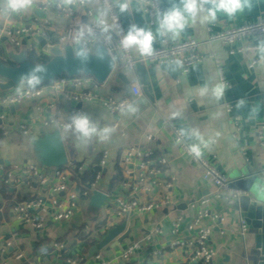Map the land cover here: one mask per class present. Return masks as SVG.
<instances>
[{"label":"crops","instance_id":"obj_1","mask_svg":"<svg viewBox=\"0 0 264 264\" xmlns=\"http://www.w3.org/2000/svg\"><path fill=\"white\" fill-rule=\"evenodd\" d=\"M159 1L166 10L173 7L183 10L182 0ZM85 2L93 12L91 22L108 29L98 0ZM113 4L128 32L131 23L127 10H121V5L125 3L123 0H114ZM129 7L134 25L151 31L153 37L157 38V30L147 26L139 0H130ZM203 7L205 11H198L194 16L185 13L186 24L178 36L168 35L174 41H196L199 53L207 59L187 75H181L173 66L150 64L146 76L152 102L142 94L127 111L109 113L94 103L74 105L67 102L60 94L45 89L44 85L41 97L2 109L4 120L3 131L0 132H4V137L0 140V264H66L68 261L76 264H121L116 261L117 257L129 246L137 244L140 245L139 249L126 264H200L190 260L185 248L186 241L193 237L185 232V226L194 218V212L188 205L210 198L213 188L202 180L199 168L177 150L172 131L164 122L170 121L174 128L182 131L187 144L190 147L197 145L199 151L207 155L227 180L231 174L240 171L253 176L264 172V149L261 146L264 144V53L244 52L230 57L227 48L210 41V38L228 27L244 26L264 19V0H250L242 11L233 16L218 12L212 22L204 19L211 5L205 4ZM81 23L84 24L85 20H81ZM72 26L71 19L58 17L54 11L43 13L41 17L31 6L13 10L9 0H0V61L7 62L10 54L26 52L25 48L12 50L9 39L4 36L5 32L41 29L44 36L20 38L21 42H30L39 50L37 38H43L48 45H52ZM130 49L132 56L138 59L139 51L135 47ZM211 54L216 55L229 84V88L219 95L217 70L212 59L208 58ZM31 59L34 64L49 60L41 52L38 56L32 55ZM250 63H254L252 69L248 68ZM116 75L111 74L101 86L90 78H73L82 80V84L69 90H86L115 99L126 98L129 95L127 85H123ZM131 77L139 83L135 70ZM18 88L27 87L23 84ZM5 94L8 93L0 92V97ZM227 106H231L232 113L239 118L238 130L230 121L225 110ZM77 107H80L79 110ZM72 110L87 116L91 124L96 126L97 133L85 139L80 137L74 127L61 131L68 165L58 171L65 173L66 187L81 194L87 182L76 180L68 169L72 170L75 165L77 168L73 172L85 178L97 168L99 173L93 181L94 190L106 197V203L99 210L97 218L92 220L85 213L89 197L84 199L80 196L77 210L69 221L57 223L47 220L42 229L34 231L16 220L14 208L19 204L42 201L47 211L52 212L61 205L62 196L51 193L49 186H40L31 176L20 173L26 165H36L29 141L33 136L41 137L56 131L53 127L42 128L41 122L64 118ZM156 111L159 115H156ZM19 127L25 128L29 135L24 137ZM104 129L110 131L105 135ZM260 133L263 135L262 140L259 138ZM146 137H150L151 141L147 142ZM130 148L140 156L151 154L154 161L164 159L167 162L166 173L148 177L138 169L140 158L137 157L133 158L131 164H126L125 152ZM43 170L44 176L51 180L53 170ZM170 178L174 182L166 191L162 182ZM163 196L170 200L168 209L143 215L129 214L122 220L114 219V203L118 199H138L141 203L150 204ZM207 209L211 215L222 220L210 235V247L215 252L212 264H238L244 246H247L240 233L242 222L227 202L211 200ZM125 219V230L130 231L128 239L119 247H106L87 260V252L91 247L87 248L79 236H89L96 241V245L110 229L118 227ZM175 219L181 220V233L177 236L170 234V226ZM202 226H208L207 220L203 221ZM157 229L161 235L154 236ZM149 236L152 240L144 242ZM177 241L184 242L179 244L180 248H172ZM57 244L62 246V253L54 248ZM97 256L99 262L95 260Z\"/></svg>","mask_w":264,"mask_h":264},{"label":"built area","instance_id":"obj_2","mask_svg":"<svg viewBox=\"0 0 264 264\" xmlns=\"http://www.w3.org/2000/svg\"><path fill=\"white\" fill-rule=\"evenodd\" d=\"M113 1L114 0H98L99 7L105 15L108 29H105L100 24H93L91 22L93 12L87 7L85 0H31L29 6L34 8L36 12L42 14L48 11H54L58 17L72 20L73 26L66 33L59 36L58 40L62 47L77 44L81 45L87 53H90L96 45L103 47L107 56L113 62L112 74L120 73L126 76L129 95L126 98L115 99L112 96H98L86 90L70 91V87L81 86L82 80L78 79L59 80L53 84L46 85L45 89L47 88L60 94L65 101L74 105L94 103L101 106L109 113H118L127 111L142 97L141 88L137 79L131 77L134 74L136 66L140 65L145 69L146 64L173 66L181 75H187L189 71L201 65L207 58L199 53L198 44L194 40L174 41L168 34L160 35L158 22L162 14L168 10L163 8L159 0H139L141 13L147 19L148 28L157 30L158 37L153 39L152 53L150 55H141L139 53V58H134L131 49H126L121 44L127 32ZM123 2L127 5L126 10L132 26L134 22L129 7L130 0H123ZM81 20H85V23L82 24ZM33 35L44 36L42 30L39 28L33 31L22 29L19 33L5 32L4 36L9 39V46L12 50L25 48L27 54L38 56L40 51L37 50L36 47L26 41H23L26 44V46L23 47V42L20 40L23 36L31 38ZM210 41L217 42L227 48V54L230 57L233 55H240L244 52L264 53V19L244 26L228 27L216 36L210 38ZM208 58L212 59L216 67L220 88L226 91L229 88V84L224 78L221 64L216 60L215 54H211ZM253 66L254 63H250L248 68L252 69ZM43 88L44 85L35 89L18 88L12 91L11 94L8 93L0 97V131H3L4 112L2 109L17 105L22 101L41 97ZM225 110L234 128L238 130L240 121L239 118L232 113V107L227 106ZM156 115H159L157 111ZM78 116L82 115L72 110L69 115L64 118L45 120L40 123V126L42 128L53 127V129L60 133L61 131L72 128L73 119ZM164 124L171 129L173 142L177 150L181 155L189 159L194 166L199 168L202 180L213 188V193L210 198L202 199L188 205L189 209L194 212V218L191 223L185 226V232L193 235L185 244V248L190 255V260L198 261L200 264H212L215 258V252L210 247V235L212 229L218 228L222 220L216 215H211L207 206L211 200L230 202L243 195V193L233 191L229 188L230 183L227 178L217 170L204 152L200 151V154L197 156L190 151L191 147L187 144L185 135L182 131L174 128L170 121H165ZM19 130L24 137L29 135L25 128L19 127ZM259 138L261 140L263 139L261 133L259 134ZM146 141L150 142L151 138L146 137ZM261 146L264 149L263 143ZM134 157L140 158L137 165L138 169L148 177L152 178L158 176L162 172L166 173L167 162L164 159L154 161L152 160L151 154L140 156L136 150L130 148L125 152V163L131 164ZM105 158L106 156H104V159ZM163 167H165L164 171ZM43 172L44 170L36 165H26L20 171L21 174L34 178L40 186H49L51 193L61 195V205L56 206L52 212L47 211L42 201L19 204L14 208L16 220L34 231L42 229L47 220L57 223L69 221L77 210L80 196L86 199L90 197L92 191H96L94 190L93 183L90 191H82L81 194H78L66 187V176L64 172L58 170L53 171L51 180H48ZM257 177L264 180V172L258 174ZM95 178L97 179L98 176ZM173 182V178H170L167 182H162L164 190L168 191ZM169 205L170 200L166 196L160 197L157 201H153L150 204L141 203L138 199H118L114 203L113 216L114 219L122 220L128 217L129 214L143 215L153 211L168 209ZM205 220H207L208 226L203 227L202 223ZM240 231V233L246 231L243 223L240 224ZM180 233L181 220L175 219L170 226V234L177 236ZM159 235H161V231L157 229L154 232V236ZM151 240L152 237L149 236L144 242L149 243ZM181 242L184 241L175 242L172 248H180L179 244ZM139 247L140 245L138 244L129 246L117 257L116 261L121 264H126L130 257L137 252ZM54 248L58 250V253H62L61 245H54ZM99 259L98 256L95 258L98 262ZM66 264L76 263L74 261H68ZM98 264L111 263L100 262Z\"/></svg>","mask_w":264,"mask_h":264},{"label":"water","instance_id":"obj_3","mask_svg":"<svg viewBox=\"0 0 264 264\" xmlns=\"http://www.w3.org/2000/svg\"><path fill=\"white\" fill-rule=\"evenodd\" d=\"M39 15L42 17L43 14L39 13ZM22 46H26L25 42L22 43ZM36 46L44 56L48 57L49 60L46 63H32L27 58L26 52L10 54L7 57V62L0 61L1 93H10L20 85L26 84L27 78L37 66L42 67L44 71L34 73L40 78V82L34 85V88L53 84L62 76L67 79L80 76L90 78L96 85L101 86L112 74L113 62L101 46L96 45L90 53H87L81 45L62 47L58 39L54 40L52 45H48L43 38L36 39ZM77 53H81V55ZM145 67L146 69L138 65L135 68V73L143 96L152 102L147 90L146 76V70L150 65L146 64ZM116 78L123 85H127L125 75L118 73ZM79 108L77 107V110ZM29 146L33 160L40 168L55 171L68 165L66 148L58 131L41 137H31ZM228 181L231 190L243 193L233 201L227 202L231 211L236 214L237 219H240L246 229L241 235L243 236L242 240L247 242V246H244L238 264H264V181L245 171L231 174ZM105 203L106 197L103 194L92 191L85 208L89 219L95 220ZM126 220L118 227L110 229L98 244L91 247L87 252L86 259L90 260L106 247H119L127 240L130 231L125 230Z\"/></svg>","mask_w":264,"mask_h":264},{"label":"clouds","instance_id":"obj_4","mask_svg":"<svg viewBox=\"0 0 264 264\" xmlns=\"http://www.w3.org/2000/svg\"><path fill=\"white\" fill-rule=\"evenodd\" d=\"M31 0H9V6L13 10L24 9L28 7ZM183 10L178 7H173L170 10L164 12L159 19V33L160 35H166L171 33L173 36H178L180 31L185 27L186 17L185 13L196 15L198 11H205L204 5L210 4L206 12L205 20L212 22L216 19L218 12H223L228 16L235 15L238 11H242L247 5L246 0H182ZM127 7L126 4L121 5L123 11ZM153 33L151 31H145L142 28H138L132 25L123 37L121 44L124 48L129 49L135 47L141 55H150L152 53ZM81 55V53H77ZM44 69L37 66L32 70V74L27 78L29 86H34L40 82V78L34 73L43 72ZM23 82V81H22ZM222 88L217 89V94H221ZM72 127L80 134L82 138H90L93 134L97 133L96 126L91 124L87 116H78L73 119ZM110 129H104L103 132L106 135ZM190 151L195 155H199V147L192 145Z\"/></svg>","mask_w":264,"mask_h":264},{"label":"trees","instance_id":"obj_5","mask_svg":"<svg viewBox=\"0 0 264 264\" xmlns=\"http://www.w3.org/2000/svg\"><path fill=\"white\" fill-rule=\"evenodd\" d=\"M59 80H68L66 77L62 76L61 78L57 79V81ZM25 86L28 88V89H35L33 86H29L28 83L25 84ZM4 137V132H0V140H2ZM72 170L69 168V173L72 174L73 173V176L76 180H81L82 182H87L86 184V188H83L85 189V191H90L91 189V186L93 184V181H94V178L95 176L97 175V173H99V170L97 168H94L93 170V173L92 172H89L85 178L81 177V176H77L75 172H73V170L75 168H77L75 165L72 166ZM79 238H81L84 243L86 244L87 248H90V247H93L96 243V241L92 238H89V236H79Z\"/></svg>","mask_w":264,"mask_h":264},{"label":"rangeland","instance_id":"obj_6","mask_svg":"<svg viewBox=\"0 0 264 264\" xmlns=\"http://www.w3.org/2000/svg\"><path fill=\"white\" fill-rule=\"evenodd\" d=\"M31 56H32V55L27 54V58L30 59V60H32V59H31Z\"/></svg>","mask_w":264,"mask_h":264},{"label":"snow or ice","instance_id":"obj_7","mask_svg":"<svg viewBox=\"0 0 264 264\" xmlns=\"http://www.w3.org/2000/svg\"><path fill=\"white\" fill-rule=\"evenodd\" d=\"M250 2V0H246V3H249Z\"/></svg>","mask_w":264,"mask_h":264}]
</instances>
